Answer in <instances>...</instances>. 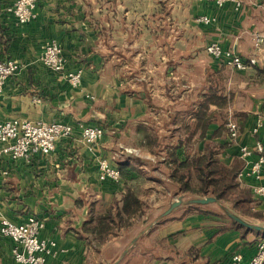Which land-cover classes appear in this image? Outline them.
<instances>
[{
	"label": "crops",
	"instance_id": "0c3cea01",
	"mask_svg": "<svg viewBox=\"0 0 264 264\" xmlns=\"http://www.w3.org/2000/svg\"><path fill=\"white\" fill-rule=\"evenodd\" d=\"M16 1L0 0V62L20 65L0 97V122H62L74 128L48 156H4L0 162V213L15 223L30 216L45 222L40 238L56 243L47 264H114L145 229L147 213L126 233L103 243L85 231L91 212L104 213L123 193V184L99 180L100 159L118 168L123 161L142 168L141 178L133 172V184L147 211L154 208L159 216L181 197L165 174L143 165L154 162L160 150L146 147L139 130L153 128L162 145L185 140L184 132L171 135L169 129L179 124L169 115L191 108L190 97L212 89L227 104H208L199 129L178 149L180 159L206 146L226 145L221 161L242 168L241 148L257 141L264 145V65L237 71L206 50L218 42L251 57L252 34L264 32V0H242L239 11L205 0H40L28 24L8 12ZM202 16L213 23H198ZM51 41L61 45L68 71L83 70L79 87L41 63L42 47ZM229 113L241 126L234 143L226 128ZM84 126L102 127L103 139L86 143ZM143 178L149 185L141 183ZM237 181L251 195L250 211L264 216V197L251 190L256 182ZM240 216L264 226V218ZM263 240L264 233L244 231L213 205L182 206L141 237L119 264H231L235 253L249 261ZM13 248L14 242L0 233V264H15Z\"/></svg>",
	"mask_w": 264,
	"mask_h": 264
},
{
	"label": "built area",
	"instance_id": "2783aa9c",
	"mask_svg": "<svg viewBox=\"0 0 264 264\" xmlns=\"http://www.w3.org/2000/svg\"><path fill=\"white\" fill-rule=\"evenodd\" d=\"M218 7L231 4L236 11L243 7L242 0H205ZM40 0H17L8 8L19 24H28L36 18V9ZM198 23L211 25L213 19L202 16L197 18ZM252 56L244 58L233 50L226 49L218 42L210 43L207 53L227 67L237 71H245L250 67L264 65V32L254 33L250 39ZM41 63L54 72L65 74L73 87L82 83L83 70H67L68 60L61 45L57 41L45 43L40 56ZM20 65L14 60L0 62V97L7 82L16 76ZM94 99L92 96H88ZM226 128L230 143L237 141L241 133V126L232 113L226 119ZM262 128V119L258 121L253 132L258 134ZM74 128L62 122H31L14 119L0 122V162L4 156L13 160H31L35 155H50L56 148L58 141L73 135ZM105 131L100 126H84L83 138L89 145H94L103 139ZM133 153L132 149H125ZM255 157L251 161L250 158ZM243 167L238 180L245 177L253 179L252 193L257 198L264 197V145L257 141L254 147L244 146L238 155ZM99 180L111 181L119 184L122 176L118 167L108 159H100L98 163ZM45 229V222L37 216H30L24 223H15L0 213V233L14 242L12 256L15 264H47V258L52 256L56 243L40 238ZM231 264H264V240L258 244L256 254L245 261L240 253L232 256Z\"/></svg>",
	"mask_w": 264,
	"mask_h": 264
},
{
	"label": "trees",
	"instance_id": "16d2710c",
	"mask_svg": "<svg viewBox=\"0 0 264 264\" xmlns=\"http://www.w3.org/2000/svg\"><path fill=\"white\" fill-rule=\"evenodd\" d=\"M191 108L169 115L173 122H178L179 128L173 129L166 125L171 131V135L184 132L187 134L185 140L179 139V142L173 144H160V138L154 133L153 128L143 126L140 133L145 141V146L149 149L160 150L154 162H147L146 165L166 175L168 182L177 187L178 195L188 196L190 198L215 197L232 211L256 218H264L259 213L250 211L251 195L246 190H241L237 181L241 171V165L238 162L228 166L221 161V152L224 145L206 146L203 150L195 151L185 155V159H180L178 149L192 139L199 129L200 120L204 110L208 109L209 103H216L220 106L227 104V99L223 95L210 89L205 93H200L197 97H190ZM188 117L195 118L192 124L187 123ZM126 154V153H125ZM127 155V154H126ZM136 159V158H135ZM138 160V159H136ZM123 184V193L120 199H115L113 204L102 214L91 212L86 232L93 234L96 239L103 243L110 235H119L130 230L135 222L134 219L144 217L147 213L145 205L140 197L139 191L133 184L137 178L144 175L142 168L129 165L126 161L119 163ZM244 231L245 227L236 223ZM260 233V232H259Z\"/></svg>",
	"mask_w": 264,
	"mask_h": 264
},
{
	"label": "water",
	"instance_id": "95a60500",
	"mask_svg": "<svg viewBox=\"0 0 264 264\" xmlns=\"http://www.w3.org/2000/svg\"><path fill=\"white\" fill-rule=\"evenodd\" d=\"M207 205H213L218 210L222 211L224 215H226L228 218L233 220L234 222L238 223L239 225L245 227L248 230L256 231L260 233H264V226L256 225L248 220L244 219L240 215L236 214L234 211H232L229 207L224 205L221 201H219L215 197H206V198H190V199H184V197H179L176 201H174L167 210H165L163 213H161L158 218L150 223L144 230H142L130 243V245L127 247V249L123 252L120 259H118L114 264H119V262L129 253V251L133 248V246L137 243V241L143 237L150 229H152L155 225L160 223L162 220L170 216L176 209L182 206H207Z\"/></svg>",
	"mask_w": 264,
	"mask_h": 264
},
{
	"label": "rangeland",
	"instance_id": "374dc122",
	"mask_svg": "<svg viewBox=\"0 0 264 264\" xmlns=\"http://www.w3.org/2000/svg\"><path fill=\"white\" fill-rule=\"evenodd\" d=\"M144 166H146V167H148L145 163L143 164ZM143 179H145V180H142L141 181V183H143L144 185H149V183L146 181V178H143ZM148 180V179H147ZM158 183V182H157ZM150 195H151V193H148V192H146V193H144V199H145V201L149 204L150 202ZM156 199H157V201H158V195L156 196ZM184 199H190V197H188V196H184ZM156 209H150V208H148V211H147V215H148V220H147V223L144 225V226H148L150 223H152V222H154L157 218H158V210H156ZM160 210V209H159ZM161 210H164V209H161ZM152 211H155L154 213L152 212ZM220 213H223L222 211H220V210H218ZM248 219V218H247ZM250 222H253L252 220H250V219H248ZM145 227V228H146ZM140 228V227H139ZM138 228V229H139ZM138 229H136L135 231H133L130 235L131 236H136L137 234H138V232H139V230ZM141 229V228H140Z\"/></svg>",
	"mask_w": 264,
	"mask_h": 264
}]
</instances>
